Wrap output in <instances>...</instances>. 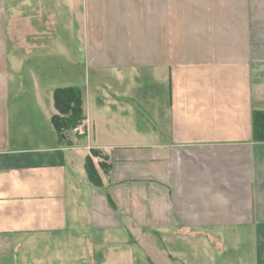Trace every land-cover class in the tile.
Instances as JSON below:
<instances>
[{
  "label": "crops",
  "instance_id": "0c3cea01",
  "mask_svg": "<svg viewBox=\"0 0 264 264\" xmlns=\"http://www.w3.org/2000/svg\"><path fill=\"white\" fill-rule=\"evenodd\" d=\"M259 107L264 0H0V264H264Z\"/></svg>",
  "mask_w": 264,
  "mask_h": 264
},
{
  "label": "trees",
  "instance_id": "16d2710c",
  "mask_svg": "<svg viewBox=\"0 0 264 264\" xmlns=\"http://www.w3.org/2000/svg\"><path fill=\"white\" fill-rule=\"evenodd\" d=\"M54 100L58 113L53 115L52 121L59 136L64 139L69 131L79 126L85 119L81 89L77 86L58 87L54 91ZM84 133L77 134L82 136ZM253 138L255 141L264 142V109L261 108L253 110ZM92 153L99 154L97 150H92ZM100 165L105 171L109 169L105 162H101ZM85 167L89 180L94 185L101 186L102 178L92 156H87Z\"/></svg>",
  "mask_w": 264,
  "mask_h": 264
},
{
  "label": "rangeland",
  "instance_id": "374dc122",
  "mask_svg": "<svg viewBox=\"0 0 264 264\" xmlns=\"http://www.w3.org/2000/svg\"><path fill=\"white\" fill-rule=\"evenodd\" d=\"M58 13H59V18H58L59 22L57 25L54 26V29L58 33H60L61 37H63L62 41L66 46H71V45L74 46V44H73L74 40L71 39V37L73 36L74 26L71 25V22L69 20L70 18L68 16V14L64 13L63 11L58 12ZM41 16L43 19L42 24L47 28L49 27V25L51 26V23L46 22L47 16H48V12H47L46 8H45V11L43 12V14H41ZM94 77H95L94 71L88 70L87 77L85 78L86 83L93 85ZM24 89H25V92H24L25 96L27 98L30 97L31 96L30 88H24ZM261 109H264V108H261ZM143 237L145 238V236H142L141 239ZM114 238L116 240H118L119 243H121L125 238H127V234H126V232H119V233H117V235ZM146 238H148V240H152L153 242L156 241L159 244L160 234L158 232L153 231L150 236L146 235ZM234 250H235L234 247H232V250H231L232 255L234 254ZM136 254H137L136 256L138 258L141 257L139 251ZM152 264H155V263L153 262Z\"/></svg>",
  "mask_w": 264,
  "mask_h": 264
},
{
  "label": "built area",
  "instance_id": "2783aa9c",
  "mask_svg": "<svg viewBox=\"0 0 264 264\" xmlns=\"http://www.w3.org/2000/svg\"><path fill=\"white\" fill-rule=\"evenodd\" d=\"M72 131L77 134L79 132H83L81 124L75 128L72 129Z\"/></svg>",
  "mask_w": 264,
  "mask_h": 264
}]
</instances>
